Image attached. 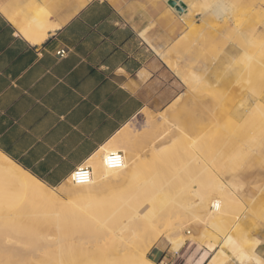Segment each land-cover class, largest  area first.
Returning <instances> with one entry per match:
<instances>
[{
  "label": "rangeland",
  "instance_id": "obj_1",
  "mask_svg": "<svg viewBox=\"0 0 264 264\" xmlns=\"http://www.w3.org/2000/svg\"><path fill=\"white\" fill-rule=\"evenodd\" d=\"M204 1L210 3L215 0L187 1L193 4L188 12L191 17L189 33L182 39L184 42H178L173 56L168 53L171 60L178 62L185 76L196 72L198 81L188 86L175 74L177 95L162 111L142 110L126 128V142L118 146L125 148L128 158L133 161L129 166L132 173L128 168L127 173L120 174L117 179L96 181L94 189L99 197H106L111 191L134 190L138 186L156 187L157 184L143 183L161 179L158 177L162 174L169 179H166L168 182L177 176L181 186L190 190L204 187L211 194L208 205L192 213L177 205L169 206L172 204L169 196L149 204L143 202L146 205L137 202L140 205H136V209L141 210L143 218L164 209L159 214L161 218L153 215L154 219L159 217L156 221L153 219V223L161 235L157 239L151 235L153 232L147 233L150 235L148 238L146 233L142 235L147 240L151 236L152 240L156 239L146 251V257L160 264L164 254L178 250L176 264H207L218 250L225 258L223 260L219 256L221 264H256L238 251L243 249L259 254L260 239L257 236L264 232V0H231L228 13L223 18L217 19L209 12L205 16L201 14V21L197 17L201 22L198 29L193 25L195 19L192 16L201 11ZM185 55H188V60L182 62ZM196 162L197 167L193 166ZM3 174L0 172V195L14 203L17 193L11 191V184L2 177ZM220 185L222 193L217 192ZM49 188L61 203L74 202L73 197L78 195L69 180ZM173 192L170 190L168 194ZM221 196H228L231 200ZM213 202H220L227 214L217 218L218 211H212L210 207ZM193 214H197L196 218ZM133 217L137 216H122L121 219L124 222ZM169 223L173 224V232L168 230ZM162 224L164 228L167 225V229H163ZM91 225L98 228L101 223L93 221ZM115 228L102 227L99 230V246L94 252H88L91 259L85 260L86 264H95L94 260H100L114 241L113 237L123 235ZM137 228L140 229L136 232L138 236V232L143 233V230L139 224ZM69 231L75 237L82 233H76L72 228ZM167 233L173 237L174 243L167 242ZM226 235L231 240L224 243ZM2 244L0 264L81 263L76 261L77 256L80 257L78 251L68 248L60 252H35L26 258L22 252L4 249L9 247V243ZM209 245L214 247L213 251ZM261 259L260 264H264V256Z\"/></svg>",
  "mask_w": 264,
  "mask_h": 264
},
{
  "label": "crops",
  "instance_id": "obj_2",
  "mask_svg": "<svg viewBox=\"0 0 264 264\" xmlns=\"http://www.w3.org/2000/svg\"><path fill=\"white\" fill-rule=\"evenodd\" d=\"M177 4L0 0V154L55 188L123 145L142 110L162 111L178 93L175 74L182 80L184 73L168 53L189 32L191 17ZM40 11L50 28L34 41L42 23L30 36L23 31ZM192 17L201 28V12ZM60 48L68 50L62 57ZM257 237L263 258L264 232Z\"/></svg>",
  "mask_w": 264,
  "mask_h": 264
},
{
  "label": "bare ground",
  "instance_id": "obj_3",
  "mask_svg": "<svg viewBox=\"0 0 264 264\" xmlns=\"http://www.w3.org/2000/svg\"><path fill=\"white\" fill-rule=\"evenodd\" d=\"M187 1L188 0H178V3L185 9L187 7L186 10L187 12H189V8L192 2L187 3ZM229 8L230 0H215L210 3L205 2V5L200 12L202 16H205L209 12L218 19L221 17L223 18V16L228 13ZM42 17L43 16L41 11L35 14L32 20L29 22V29L23 31V34L25 36H30L31 34H33L34 25L37 22H40L43 24L41 36L36 37L33 40L38 41L42 39V37L46 34L48 28H50V26L47 25L44 20H42ZM182 42L184 41L182 40ZM164 60L174 70L177 69L176 62H170L165 55ZM182 80L185 84L191 85V82L198 81V74L194 72H192L191 74L190 72L189 77L183 75ZM199 82L196 83L199 84ZM176 99L178 100V98ZM152 126H154V124ZM109 151L123 152V166L120 169L113 170L106 169L103 165L102 160L100 164L96 161H92L91 163L89 162L92 168L91 181L85 185H73L78 195H76L77 197H73L75 198L72 199L75 200L74 202L69 201V203H61L57 194L48 186H46L37 178L31 176L25 170L16 166L11 160L0 154V172L4 173L2 177H4V179H6L11 184V191L17 193V201H15L14 203L8 202V197H4L2 199L3 195H0V247H3V244L1 245L2 242H4V246L5 243H9V247L6 244L7 247H4V249L15 250L19 253L22 252L26 258L33 255L35 252H60L64 248H68L74 251H78L80 257L77 256L76 261L78 260V262H81L80 264H84L83 260L85 261L90 258L88 257V252H94L96 250L95 248H98L99 246L101 238L99 230L102 229V227L111 230L116 227L115 230H120L123 235L119 237H113L114 241L108 247L107 251L102 254V258L100 260L93 259L95 261V264H156L154 261L148 259L145 253L151 247V244H153L157 237L161 235L156 229V227L158 226L153 223V215L158 216L164 211V209L162 208V210L155 212L149 218H143L141 210L136 209V205H140L143 202H148L147 204H149V202H152L154 200L158 201L161 200V198L169 196V202L172 203L169 204V206L175 207L177 205V207H180L183 210L185 209V211H188V213H192L193 210H199L206 207L208 205L211 194L207 192L204 187H197L190 190L189 188L181 186V181L177 179V176H175L176 179L173 177L174 181L168 182L166 181V179H169L166 178V176L163 177L162 174L163 180L161 175L159 177L157 175V177L161 179L143 183L157 184L158 186L156 187L138 186L135 187L134 190L127 188V191L123 190V192L114 193L113 191H111L112 193H109L106 197H99L97 191L94 189L96 181H103L108 178L117 179V177H120V174L127 173L125 171H127L128 168L130 169V171L133 170L130 168V165L133 163V161L128 158V154H126L125 148L118 146H114L112 148L109 147V149L107 148L104 153ZM193 166L197 167V162L196 164H193ZM220 182L225 185V183L221 180ZM169 183L170 185L175 184V186H162ZM228 185H230V183H228ZM217 189L218 193H222L221 190H223V187L221 185L218 186ZM150 190H154V193L151 194ZM170 190L174 191L171 195L168 194V191ZM222 198H226L227 200L230 199V197L228 196H224ZM137 202L141 203L138 204ZM212 205L217 206V218L224 216V213L227 214V211L225 212L223 210L224 206L222 204L220 205V202H213ZM52 208L54 209L52 210ZM131 210L134 211L131 212ZM128 215H136L137 217L129 218L128 220L123 222L121 217ZM196 215L197 214H193V217H195ZM159 216L161 218V215ZM155 219H159V217H156ZM93 221H98L101 223V225L96 228L91 225ZM138 224L139 226H141L143 233L138 232L137 236L136 232L139 229L137 228ZM165 224L166 223H164V225ZM164 225L162 226L163 229H165L167 226L166 225L164 228ZM71 228L76 233L82 232L81 235L75 237L74 233H71L69 231ZM172 229H174L173 224L169 223L168 230L171 231ZM149 232H153L154 235L153 233L150 234L153 237H156V239L153 238L152 240L151 236L150 239L147 240V236H150L149 234L147 235V233ZM145 233L147 238L145 236H142L145 235ZM165 236L167 242L174 243L171 239L173 237H170L168 233ZM120 238H122V240H120ZM83 239H86V241ZM230 240L231 238L229 235H226L223 238L224 243H227ZM213 248L214 247L212 245H209V249L211 251H213ZM217 251L215 252L214 250L215 253L207 264H219V262L221 264L222 259L218 260L221 254H219V252ZM239 252L242 256L252 259V261L256 264H260L262 262L261 256L256 251L248 252L240 249L238 253ZM217 253L218 256H216ZM224 259L225 258H223V260ZM86 263L87 262L85 261V264Z\"/></svg>",
  "mask_w": 264,
  "mask_h": 264
},
{
  "label": "built area",
  "instance_id": "obj_4",
  "mask_svg": "<svg viewBox=\"0 0 264 264\" xmlns=\"http://www.w3.org/2000/svg\"><path fill=\"white\" fill-rule=\"evenodd\" d=\"M67 49L60 48L59 50H56L55 54L59 57L64 56L67 53ZM122 151H109L103 154L102 156V162L106 169H113L117 170L120 169L123 166L124 163V157H123ZM92 178V168L90 165H81L78 166L73 170V172L69 175V182L73 185L77 184H88L91 181ZM211 210L215 211L217 206L216 205H210ZM179 256L178 250H175L171 253L164 254L159 263L160 264H176L175 258Z\"/></svg>",
  "mask_w": 264,
  "mask_h": 264
},
{
  "label": "water",
  "instance_id": "obj_5",
  "mask_svg": "<svg viewBox=\"0 0 264 264\" xmlns=\"http://www.w3.org/2000/svg\"><path fill=\"white\" fill-rule=\"evenodd\" d=\"M176 7H177V9H180L179 5H177Z\"/></svg>",
  "mask_w": 264,
  "mask_h": 264
}]
</instances>
